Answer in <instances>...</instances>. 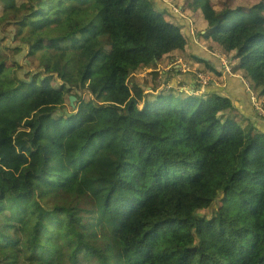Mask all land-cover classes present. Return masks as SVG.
I'll return each instance as SVG.
<instances>
[{
    "label": "trees",
    "instance_id": "16d2710c",
    "mask_svg": "<svg viewBox=\"0 0 264 264\" xmlns=\"http://www.w3.org/2000/svg\"><path fill=\"white\" fill-rule=\"evenodd\" d=\"M0 1L30 62L0 50V264H264V134L217 93L131 95L188 46L180 25L148 0ZM190 6L264 111V0Z\"/></svg>",
    "mask_w": 264,
    "mask_h": 264
},
{
    "label": "crops",
    "instance_id": "0c3cea01",
    "mask_svg": "<svg viewBox=\"0 0 264 264\" xmlns=\"http://www.w3.org/2000/svg\"><path fill=\"white\" fill-rule=\"evenodd\" d=\"M195 14L201 16L200 12H195ZM201 20L204 22L202 16ZM213 45L210 44V47ZM188 53L195 57H200L209 64L216 61L212 58L214 55L210 51L190 41L188 46L182 51L160 57L154 64L148 65L143 69H136L135 72H130L134 77L130 79L131 76L129 74V85L140 89L141 93L145 95L144 98L142 96L139 97L141 100L139 102L150 101L161 91H167L170 88L175 89L179 95L217 93L219 96L231 101L233 111L227 115L231 120L236 121L245 131L253 127L264 134V111L261 112L256 109L252 105L251 100L250 104L253 108L250 106L248 102L250 97L246 96L244 87L240 83L244 76L227 75L221 67H217L215 64H213L212 68L220 74V78L218 79L201 73L196 69L187 68V70L182 71L181 65L187 67L186 55ZM197 75L206 76L210 81L206 85H202L199 83ZM132 96L134 95L132 94Z\"/></svg>",
    "mask_w": 264,
    "mask_h": 264
},
{
    "label": "rangeland",
    "instance_id": "374dc122",
    "mask_svg": "<svg viewBox=\"0 0 264 264\" xmlns=\"http://www.w3.org/2000/svg\"><path fill=\"white\" fill-rule=\"evenodd\" d=\"M158 0H148L149 5L151 6L152 9L159 11V7L158 5H156V2ZM165 2H167L168 4H173V5H177L178 7L181 8V12L183 17L186 19H193L191 22L192 27H193V34L194 37L196 38V36L201 32L204 31L206 28V24L204 26V22L201 21V17L199 15H196L195 12L190 9V2L191 0H164ZM2 3L0 1V11L2 10ZM164 17L166 18V16L164 15ZM167 21L170 22H174L176 24H180L178 23L175 19H167ZM199 22V25H198ZM3 22L2 24H0V50L2 51V53L7 57L8 62L12 63H18L19 66H21L23 69L21 71H19V75L22 76L25 72H28L29 70V65L30 62L27 60V47L20 45L19 43H14L13 40V35H14V27H13V23L14 22H8L5 23ZM7 28H6V27ZM187 27V26H186ZM203 27V28H202ZM185 28L182 27L181 32L184 33ZM187 41V40H186ZM188 43V42H187ZM189 44V43H188ZM209 51L214 55L215 60L219 59V61L221 60L222 62H224L226 64L227 67H229L230 71H231V61L226 59V57H224V55L221 54L220 49L218 48L217 45H213L209 48ZM200 59V58H199ZM158 61V59H157ZM220 61L221 65H223V63ZM186 68H191V66L189 65V63L187 62V67ZM130 74V79L133 78L134 76ZM232 75V72H231ZM241 81H243L242 83L245 85L246 89H249L251 94H250V100L251 103L254 105V107H256V104L259 105V103H261V101H259L257 99V94L253 91V88L251 87V84L243 77L241 79ZM130 91L132 92V94L134 96H132L134 99H136L137 101H141L140 100V96H142L143 98L145 97V95L143 93H141L140 89H136L134 86L130 85ZM85 100L90 98V95L87 92H78ZM131 94V95H132ZM175 97L178 98L179 94L176 93ZM74 106V104H73ZM63 110L58 111V113L61 114H69L71 112L72 109L71 105L69 103V98L68 101H64L63 103ZM204 213V212H202ZM205 215H208V213H204Z\"/></svg>",
    "mask_w": 264,
    "mask_h": 264
},
{
    "label": "built area",
    "instance_id": "2783aa9c",
    "mask_svg": "<svg viewBox=\"0 0 264 264\" xmlns=\"http://www.w3.org/2000/svg\"><path fill=\"white\" fill-rule=\"evenodd\" d=\"M159 1H164V0H159ZM161 11L166 12V13H167L169 16H171V17H175V18H176V17H181V18H183L182 15H181V11H180V9H177V8L175 7V5L167 4V7H162ZM192 30H193V28L191 29V27L189 26V27L186 29V31H185V35H186V37L188 38V40H190V38H191V40L193 41V43L196 44V38L194 37V34H193ZM220 61H221V60H220ZM221 62H222V61H221ZM222 63H223V65H222V69L225 71V73H226L227 75H231V71H230L229 67H227L226 64H225L224 62H222ZM157 67H159V65H157ZM170 68H171V67H170ZM168 69H169V68H168ZM181 70H182V71L187 70L186 66H185V65H181ZM197 79H198L199 83L202 84V85H206L207 82L210 81V79H209L208 77L203 76V75H197ZM242 82H243V81H242ZM243 83H244V82H243ZM246 90H247V92H248L249 94H251V92H250L249 89H246ZM254 105H255V103H254ZM255 108L262 112V111H263V109H262V103H259V105L256 104V107H255Z\"/></svg>",
    "mask_w": 264,
    "mask_h": 264
},
{
    "label": "clouds",
    "instance_id": "9594fccd",
    "mask_svg": "<svg viewBox=\"0 0 264 264\" xmlns=\"http://www.w3.org/2000/svg\"><path fill=\"white\" fill-rule=\"evenodd\" d=\"M167 2H165V1H160V2H156V5H158V7H159V11H157V12H159V13H162L163 15H165L166 16V18L167 19H175L178 23H180L179 25L181 26V27H183V28H185V30H184V33H182L181 32V34L185 37V39L187 40V42L189 43L190 41H192L191 40V38H190V40H188V38L186 37V35H185V31H186V29L190 26L191 27V29L193 28L192 27V24L191 23H188V22H191L192 20L191 19H186L185 20V18L183 17V15H182V12H181V15H182V17L183 18H181V17H171V16H169L166 12H163V11H161V9H162V7H167ZM170 5H173V4H170ZM190 6V5H189ZM175 7L177 8V9H180V11H181V8L180 7H178L177 5H175ZM190 9H191V6H190ZM198 12V11H197ZM201 14V13H200ZM200 16V15H199ZM202 16V15H201ZM200 16V17H201ZM165 18V19H166ZM202 21V20H201ZM206 24V23H205ZM187 26V27H186ZM206 29V28H205ZM204 32H205V30L204 31H201L199 34L200 35H203L204 34ZM198 34V35H199ZM197 35V36H198ZM197 36H196V44L198 45V43H197ZM193 42V41H192ZM195 44V43H194ZM214 57V56H213ZM219 60V59H218ZM156 62V61H155ZM246 92H247V90H246Z\"/></svg>",
    "mask_w": 264,
    "mask_h": 264
},
{
    "label": "water",
    "instance_id": "95a60500",
    "mask_svg": "<svg viewBox=\"0 0 264 264\" xmlns=\"http://www.w3.org/2000/svg\"><path fill=\"white\" fill-rule=\"evenodd\" d=\"M74 102H75V98L74 97H69V103H70L71 107H73Z\"/></svg>",
    "mask_w": 264,
    "mask_h": 264
}]
</instances>
